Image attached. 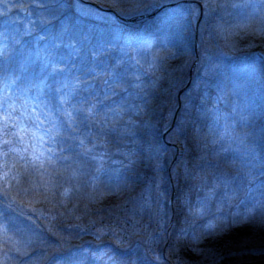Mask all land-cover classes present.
I'll list each match as a JSON object with an SVG mask.
<instances>
[{
    "label": "trees",
    "instance_id": "16d2710c",
    "mask_svg": "<svg viewBox=\"0 0 264 264\" xmlns=\"http://www.w3.org/2000/svg\"><path fill=\"white\" fill-rule=\"evenodd\" d=\"M153 2L82 0L83 6L101 15L91 17L61 7L69 0H0L1 78L11 74L19 82L24 77L33 80L42 62L36 54L44 49L50 34L79 30L93 38V45L99 37L106 46L81 48L76 40L57 41L56 55L69 62L61 67L78 65L86 56L115 67L126 82L139 83L147 92L144 99L135 100L141 111L129 113L117 124L120 129L128 120L134 121L135 135L110 133L106 138L109 155L95 183V165H91L88 175L78 174V179L68 182L57 179L54 189H31L30 183L23 189L26 181L47 175L26 169L16 154L7 160L0 156V161L4 159L0 166V264H226L219 252L255 229L254 223H248L223 232L218 229L198 243L191 241V233L200 232L210 220L226 219L236 212L243 198L226 201L227 190L222 184L216 187V174L233 176L239 161L231 164L235 156L231 150L223 158L215 152L221 144L229 149L243 147L233 140L245 134L246 143L257 147L264 143V37L238 27H255L259 14L251 8L232 7L245 0H163L168 6L193 4L200 11L197 18L186 19L182 25H165L161 18L166 12L151 8ZM15 17L18 22H13ZM36 37L43 39L37 43ZM218 52L225 55L217 59ZM196 54L198 61L189 78ZM241 116L248 117L247 121ZM180 118L185 121L183 135L164 131L168 124L175 129ZM221 136V142L213 144ZM91 139L85 141L88 148ZM133 141L139 145L151 141L158 152L149 159L137 149L139 162L128 171L121 151L135 147ZM44 144L54 151L66 146ZM72 146L81 150L78 139ZM102 151L96 149L97 154ZM63 155L72 157L74 152ZM256 175L253 188L264 182V176ZM150 184L152 192L146 193L150 205L141 208L139 198ZM209 193L207 207L197 211L198 198ZM101 227H111L115 234L99 235ZM255 260L261 259L245 255L235 264Z\"/></svg>",
    "mask_w": 264,
    "mask_h": 264
},
{
    "label": "snow or ice",
    "instance_id": "6c2138e0",
    "mask_svg": "<svg viewBox=\"0 0 264 264\" xmlns=\"http://www.w3.org/2000/svg\"><path fill=\"white\" fill-rule=\"evenodd\" d=\"M64 6L69 9H76L85 15H91V10L84 8L82 0H69L67 5H61V7ZM150 7L157 11L164 10L166 12L161 18V22L165 25H182L184 20L190 21L200 15V11L195 5L184 2L168 6L163 3V0H154ZM232 7L251 8L258 13L260 22L255 27L251 25L238 27H242L254 35L264 37V0H245L243 4L232 5ZM41 39L43 37H36V42L38 43ZM92 39L91 36L79 30L67 31L62 29L57 34H50L44 49L37 52V57L42 61L40 70L34 74V79L30 80L28 87L24 89L25 91L34 90L36 95L32 98L33 103L39 102L41 111L37 113L36 108L33 107L31 113L26 117L36 126V131H30L24 127L20 118L13 116L15 107L13 103L8 102L11 99L9 96H0V156L7 160L10 155L16 154L24 162L26 169L31 168L41 172L42 175L46 174L49 179L42 184L45 189L49 186L53 189L56 188L57 179L68 182L78 179V174L80 176L88 175L91 165H95L92 175V182L95 183L99 175L104 172L103 161L109 155L106 139L109 134L118 133L120 136L127 137L135 135L132 131V128L135 127L134 121L128 120L127 125L120 129L117 128V124L129 113L138 114L141 111V106L135 103V100L137 98L144 99L147 96L144 86L139 83L126 82L124 74L117 71L115 67L97 62L95 59L89 60L86 56L81 58L78 65L72 64L61 67V65H67L69 62L64 57L56 55L55 50L59 47L57 41L63 43L65 40H76L81 48L90 46L94 49L97 46H106L101 43V38L97 37L94 45ZM224 55L223 52H218L216 58L220 59ZM98 79L99 84L96 83ZM136 79L139 80L140 78L137 77ZM8 88L9 84L5 83V91ZM6 103L7 107H5ZM22 107L26 113L28 111L26 105H22ZM233 111H237L235 106ZM23 115L24 113H21V116ZM41 115L44 117L43 120L40 119ZM169 115L174 114L170 113ZM247 119L248 117L241 116L242 121L246 122ZM184 123V118L177 119L175 129L171 127V124H168L164 131H175L183 135ZM93 128L96 129L95 133ZM40 131H43L44 134L39 135ZM45 136H47V141H45ZM81 136L84 138H80ZM89 137L92 138L89 141L92 143L91 148L85 146V141ZM77 139L79 140V149H81L79 151L72 146V143H75ZM222 139V136L214 139L213 144L220 143ZM26 140L35 143L28 144L25 143ZM246 140L247 134L233 140L234 143L243 147L238 146L236 149H229L221 144L219 150L215 152L217 157L223 158L222 154L231 150L235 154L231 164L236 166L237 161H239L238 170L233 176L229 177L222 172L216 174L218 181L216 187L222 184L227 190L224 196L226 201L230 202L238 196L243 197L237 205V211L231 213L226 219L210 220L200 232L191 233V241L198 243L205 235H213L218 229L223 232L254 223L255 229L247 236L234 241L219 252L220 258L224 259L226 264H235L237 258L245 255H258L261 260H264V182L256 184L254 188L250 186L256 182L257 172L264 176V143L257 147L255 143H246ZM68 141H72V143H68ZM45 142L53 146L57 144H65L66 146L61 147L59 151H54L53 147H48L37 152V145H43ZM133 144L135 147L129 151L117 149L127 158L128 171H131L139 162L137 149L140 153L146 154L149 159L153 153L158 152L151 141H147L146 145H139L135 141ZM97 148H102L103 151L97 154ZM65 151L74 152V155L72 157L65 156L63 155ZM59 165H64V168L61 169ZM73 166H75V171H73ZM5 167H7L6 164ZM155 167L158 171L159 165ZM65 174L67 175L65 176ZM5 179H7V175H5ZM155 179L156 177H153V182ZM151 192L152 185L150 184L139 198L141 208L150 205V198L146 193ZM210 195L211 193L205 194L203 198H198L197 202L200 208L197 211L202 212L207 207ZM186 203L188 202L186 201ZM240 206L244 207L242 212L239 210ZM189 210L191 212L190 204ZM257 216H259L258 221ZM106 231L115 234V230L111 227L97 229L99 235H103ZM194 250L199 251V249ZM17 252L20 253L19 248H17ZM91 255L95 256L96 254L92 253Z\"/></svg>",
    "mask_w": 264,
    "mask_h": 264
},
{
    "label": "rangeland",
    "instance_id": "374dc122",
    "mask_svg": "<svg viewBox=\"0 0 264 264\" xmlns=\"http://www.w3.org/2000/svg\"><path fill=\"white\" fill-rule=\"evenodd\" d=\"M84 8L86 10H88V9L91 10V15H88V16H91V17L101 16L99 12L95 11L92 8H89L87 6H84ZM76 11H77V13H79L81 15H85L78 10H76ZM17 14H19V13H17ZM16 18L17 17L13 18V22H18L19 19H16ZM13 81H15V82L13 83ZM28 82H29V80L27 79V77L22 78V82H19V81H17L15 76H13L11 74L9 76H7V75L4 76V78L0 77V96H5V95L9 96L11 99L8 102L13 103L14 107H15V111L13 112V116L20 118L22 123L24 124V127L28 128L30 131H36L37 130L36 126L33 125L30 121H28L26 119V117L31 113V110L33 107L36 108L37 113H39L41 111V109L39 107L38 101L35 104L33 103L32 98L36 95L35 91L34 90L25 91L24 90L26 87H28ZM5 83L9 84V88L6 91L4 89ZM22 105H26V107L28 109V111L26 113L24 112V108L22 107ZM5 107H7V103L5 104ZM21 113H24V115L21 116ZM40 119L43 120L44 117L41 115ZM38 134L43 135L44 133H43V131H40ZM46 138H47V136H45V139ZM25 143L32 144L35 142L26 140ZM44 146H45V144L37 145L36 151L37 152L42 151L44 149ZM178 147H179V149L181 148L180 146H178ZM12 155H14V154H12ZM1 157L3 158V156H1ZM3 161H4V159H1L0 166L3 165ZM62 168H64V167H62ZM47 177H45V176H39L37 178L33 177V179L26 181L23 184L22 188L26 189L25 185L27 183H30V185L32 186L31 189H37L39 186H42V184L49 179V177L48 178ZM28 178L29 177H27L26 179H28ZM58 181H59V179H58ZM14 191L15 190H12L8 193H11Z\"/></svg>",
    "mask_w": 264,
    "mask_h": 264
},
{
    "label": "water",
    "instance_id": "95a60500",
    "mask_svg": "<svg viewBox=\"0 0 264 264\" xmlns=\"http://www.w3.org/2000/svg\"><path fill=\"white\" fill-rule=\"evenodd\" d=\"M197 46H198V44H197V36H196V38H195V48H196V49H197ZM197 60H198V57L196 56L192 68L196 65ZM191 71H192V70H191ZM170 225H171V224H170ZM236 264H264V260H255V261H248V262H240V263H236Z\"/></svg>",
    "mask_w": 264,
    "mask_h": 264
}]
</instances>
